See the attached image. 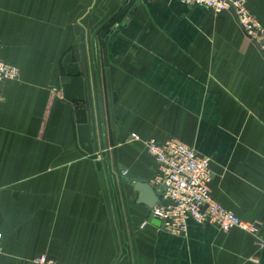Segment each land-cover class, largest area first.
Returning <instances> with one entry per match:
<instances>
[{
    "label": "crops",
    "instance_id": "obj_1",
    "mask_svg": "<svg viewBox=\"0 0 264 264\" xmlns=\"http://www.w3.org/2000/svg\"><path fill=\"white\" fill-rule=\"evenodd\" d=\"M0 57L21 71L1 87L0 264H264V56L232 12L0 0ZM152 139L210 158L212 196L258 233L163 231L135 191Z\"/></svg>",
    "mask_w": 264,
    "mask_h": 264
},
{
    "label": "built area",
    "instance_id": "obj_2",
    "mask_svg": "<svg viewBox=\"0 0 264 264\" xmlns=\"http://www.w3.org/2000/svg\"><path fill=\"white\" fill-rule=\"evenodd\" d=\"M139 2L177 1L189 8H205L219 14L232 12L247 41L257 46L264 56V24L247 6V0H138ZM20 68L0 57V102L1 87L6 82L20 78ZM138 139L137 137H134ZM145 150L157 164L151 185L162 197V204L152 210L162 223L163 231L183 235L190 220L211 224L224 233L239 229L257 234L259 224L240 219L234 212L218 202L211 193L212 160L199 155L183 142L170 139L164 142H143ZM127 175V172L124 173ZM2 235L0 234V247ZM19 264H65L41 255Z\"/></svg>",
    "mask_w": 264,
    "mask_h": 264
},
{
    "label": "water",
    "instance_id": "obj_3",
    "mask_svg": "<svg viewBox=\"0 0 264 264\" xmlns=\"http://www.w3.org/2000/svg\"><path fill=\"white\" fill-rule=\"evenodd\" d=\"M135 191L139 194L138 203L147 206L150 210L162 204V197L149 183H136ZM151 217H153L152 213Z\"/></svg>",
    "mask_w": 264,
    "mask_h": 264
},
{
    "label": "rangeland",
    "instance_id": "obj_4",
    "mask_svg": "<svg viewBox=\"0 0 264 264\" xmlns=\"http://www.w3.org/2000/svg\"><path fill=\"white\" fill-rule=\"evenodd\" d=\"M109 24H111V23H109Z\"/></svg>",
    "mask_w": 264,
    "mask_h": 264
}]
</instances>
